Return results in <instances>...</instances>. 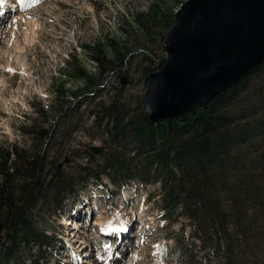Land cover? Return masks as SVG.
<instances>
[{"label": "rangeland", "instance_id": "1", "mask_svg": "<svg viewBox=\"0 0 264 264\" xmlns=\"http://www.w3.org/2000/svg\"><path fill=\"white\" fill-rule=\"evenodd\" d=\"M184 1L10 0L13 10L2 8L0 147L44 151L42 175L59 171L69 187L38 202L36 225L51 234L52 243L20 247L9 264H213L198 239L188 245V256L180 255V232L191 240V220L161 216L159 198L152 194L157 184L117 189L105 175L96 180L86 172L96 174L113 146L106 127L115 112L102 107L115 99L122 120L136 115L144 68L165 57V39L143 37L136 14L159 7L175 11ZM98 48L109 59L116 49L120 56L102 78L91 58ZM252 81L263 97L264 73ZM240 149L241 167L227 169L221 178L222 187L232 191L220 197L231 196L235 205L240 255L264 264V135ZM118 218L121 232L113 240L98 238V226L118 225ZM74 221L82 227L74 229Z\"/></svg>", "mask_w": 264, "mask_h": 264}, {"label": "trees", "instance_id": "2", "mask_svg": "<svg viewBox=\"0 0 264 264\" xmlns=\"http://www.w3.org/2000/svg\"><path fill=\"white\" fill-rule=\"evenodd\" d=\"M149 9L136 14L134 21L143 37L164 40L174 22V11ZM119 57L117 49L114 59L107 58L101 48L91 54L98 77L102 78ZM164 61L162 57L156 67L144 68V75L157 70ZM260 73H264V62L207 104L159 123L150 122L140 106L136 115L122 120L116 107L121 105L114 99L102 107L108 113L115 112L108 122L112 126L106 127L112 150L103 155L96 174L89 169L86 172L96 180L105 175L117 189L129 183L157 184L152 194L159 198L161 216L170 221L182 216L191 220V240H184L180 232L181 256H188V245L192 247L198 239L213 264H251L249 256L239 253L243 244L238 240L235 205L231 196L221 198L220 194L232 191L222 187L225 182L221 178L227 169L241 167V145L264 135V96L259 97L262 90L253 87L252 81ZM44 153L28 152L15 144L0 147V264H9L20 247L41 249L52 243L51 234L36 225L38 202L47 194L59 196L69 187L59 171L42 175Z\"/></svg>", "mask_w": 264, "mask_h": 264}, {"label": "water", "instance_id": "3", "mask_svg": "<svg viewBox=\"0 0 264 264\" xmlns=\"http://www.w3.org/2000/svg\"><path fill=\"white\" fill-rule=\"evenodd\" d=\"M164 53L160 68L144 77L141 100L155 123L203 106L264 62V0H185Z\"/></svg>", "mask_w": 264, "mask_h": 264}, {"label": "bare ground", "instance_id": "4", "mask_svg": "<svg viewBox=\"0 0 264 264\" xmlns=\"http://www.w3.org/2000/svg\"><path fill=\"white\" fill-rule=\"evenodd\" d=\"M8 1H10V0H3V3L2 4H0V17H1V15H2V17L5 15V12L3 13L2 11H3V7L4 8H6V9H11V11L13 10V8H11L10 6H13L14 4H12V5H10L9 6V4L10 3H8ZM20 4H22V2H23V0H17ZM18 3V4H19ZM24 9V8H23ZM21 10V9H20ZM11 11H9V12H11ZM8 12V13H9ZM2 18H0V22L2 21L1 20ZM169 29V28H168ZM166 37V36H165ZM2 57V56H1ZM165 58V57H164ZM3 67H1L0 66V69L1 70H3L2 69ZM160 68V67H159ZM6 70V69H5ZM207 104V103H206ZM205 105V104H204ZM141 109H142V105H141ZM142 112L144 113V111L142 110ZM145 115V114H144ZM146 116V115H145ZM147 117V116H146ZM148 118V117H147ZM149 119V118H148ZM176 119V118H175ZM171 120V119H170ZM149 121L150 122H152V123H155V122H153V121H151L150 119H149ZM166 121V120H165ZM163 122V121H162ZM157 123H159V122H157ZM122 187H124V186H122ZM92 208H95V206L93 205L92 206ZM97 208V207H96ZM140 219V218H139ZM117 221L118 222H116L115 224H118V225H110V224H108V222H107V224H106V227H102V226H98L99 227V233H97V236H98V238H102V236L104 235V239L106 238V239H111V240H113V237H114V235H116L117 233H119V231L121 230L120 228L121 227H123V225H121L123 222H121V219L120 218H118L117 219ZM120 223V224H119ZM121 226V227H120ZM73 227H74V229H77V227H82V223H79V222H76V221H74V224H73ZM130 229V228H129ZM116 230V231H115ZM123 231V230H122ZM121 232V231H120ZM108 233H110V234H108ZM105 234H108V235H105ZM129 235V234H128ZM128 235H126V236H122V238H121V235H120V238H121V240L122 239H124L125 237H128ZM73 238H75V236H73ZM81 238V237H80ZM83 245H84V243H83ZM87 245V244H86ZM85 245V246H86ZM84 247V246H83Z\"/></svg>", "mask_w": 264, "mask_h": 264}, {"label": "snow or ice", "instance_id": "5", "mask_svg": "<svg viewBox=\"0 0 264 264\" xmlns=\"http://www.w3.org/2000/svg\"><path fill=\"white\" fill-rule=\"evenodd\" d=\"M3 3V0H0V4H2Z\"/></svg>", "mask_w": 264, "mask_h": 264}]
</instances>
